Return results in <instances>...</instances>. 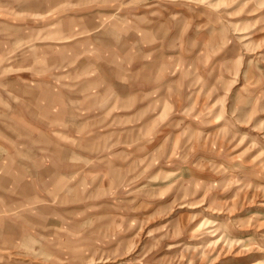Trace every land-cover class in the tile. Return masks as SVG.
<instances>
[{
    "label": "clouds",
    "instance_id": "clouds-1",
    "mask_svg": "<svg viewBox=\"0 0 264 264\" xmlns=\"http://www.w3.org/2000/svg\"><path fill=\"white\" fill-rule=\"evenodd\" d=\"M164 2L173 9L169 13L171 21L184 22L190 16L193 22L197 15L219 18L217 27L213 28L219 37L215 56L234 41L240 43L241 52L227 93L222 92L216 81L205 78L204 71L212 58L205 60L201 51L192 63H180L183 79L178 77L162 92L160 87L152 91L134 87L140 80L139 72L132 71L135 51L126 56L107 57L102 49L91 44L75 51L57 48L55 52L68 54L63 63L57 64L50 62L51 50L35 46L37 42H46L49 35H54L58 43H68L78 35L106 31L113 33L117 42L130 32H139L143 39L145 32L140 25L151 21L148 16L134 15L131 10L147 7V0H55L48 10L32 15L37 22L43 19L56 23H52L51 33L48 29L36 32L17 45L29 49L33 59L27 65H13V69L23 72L25 80L41 77L31 87L40 93L41 119L45 122L42 134L33 140V144L40 147L41 155L36 159L24 158L37 168L48 169L49 176L39 192L11 214L17 230L0 235V264H112L126 248L134 251L139 246L134 239L123 235L140 223L134 215L127 214L150 210L158 203L159 208L164 207L167 198L174 200L175 206L169 209L168 223L160 233H150L156 247L172 241L168 249H182L185 259L194 264L199 253L204 252L207 257L217 245L244 244L242 240L233 239L217 219L227 206L207 207L209 197L216 192L224 196L234 187L239 191L260 192H264V187L258 189L251 181L245 184L236 177L211 183L196 180L181 184V169L191 167L200 173L227 174L224 158L243 163L244 157L257 149L260 150L257 159L264 158V147L255 140L249 142V135L242 131L257 112L240 114L239 106L229 108L232 89L240 84L242 75L252 87L260 82L248 79L245 50H250L246 41L252 30L264 21L231 22L244 14L252 0H246L238 10H233L238 0ZM259 7L264 9V0H259ZM201 8L207 11L202 13ZM84 10L96 12L99 26L91 32H80L76 28L72 33H63L59 18ZM69 56L74 58L69 59ZM82 57L92 61L88 70L70 72ZM260 62H264V56L252 61L250 67L260 72ZM106 63L116 69L114 76L118 83L105 78L103 66ZM166 70L157 73L154 84H159ZM177 71L175 67L171 69L173 75ZM69 85L80 88L81 98L65 103L61 90ZM8 87L0 84V89L7 91ZM121 88L126 91L122 92ZM197 93L201 98L209 96V103L202 112L199 105L192 108ZM185 98L192 101L190 105L184 106ZM12 99L17 104L24 103L22 95ZM258 103L253 99L248 110ZM165 105L167 108L161 114ZM192 117L196 118L195 126ZM221 148L224 152L218 156ZM4 151L0 148V152ZM174 190H177L176 195H173ZM181 205L193 211L187 223H173L169 217ZM198 208L202 211H194ZM109 245L119 251L111 253L106 250ZM146 256L147 253L141 259Z\"/></svg>",
    "mask_w": 264,
    "mask_h": 264
},
{
    "label": "rangeland",
    "instance_id": "rangeland-1",
    "mask_svg": "<svg viewBox=\"0 0 264 264\" xmlns=\"http://www.w3.org/2000/svg\"><path fill=\"white\" fill-rule=\"evenodd\" d=\"M246 0H238L233 10H238ZM55 0H0V84H7L8 90L0 89V235H9L14 233L16 224L14 214L22 203L31 199L39 192L42 184L49 176L46 168H37L29 159H36L41 155L39 146L33 144V140L39 138L45 127V122L41 119L42 110L39 105L40 93L32 89L35 80L41 79L39 75L32 79L25 80V74L14 70L13 65H27L32 63V53L29 49L17 45L22 40L39 31L48 29L52 32L51 25L56 21H45L41 19L37 22L32 15L49 9L54 5ZM148 6L142 9H132L134 15H146L150 23L141 24V29L145 32L143 39L139 32H130L122 36L119 42L110 31L104 33H95L92 35H78L76 39L68 43H58L54 35H49L46 42H37V48L51 50L52 56L50 62L63 63L67 52H55V49H66L69 51L78 50L80 46H92L102 49L107 57L120 55L126 56L135 51L136 55L132 65V71L139 72L140 80L136 88H143L146 91H152L160 87L163 92L168 84L175 81L178 77L183 79V71H179L180 63L185 65L192 63L197 59V53L201 51L205 60L212 58V62L204 71L205 78L216 81L220 85L223 93H227L232 85L233 73L236 69V59L240 55L241 45L234 41L227 49L215 56L219 37L214 27L219 23V18L207 15H197L193 18L189 16L183 21L169 20V13L173 11L170 5L164 0H147ZM7 8V10H4ZM99 11V10H97ZM207 11L201 8V12ZM152 12H160L159 16H151ZM62 22L61 30L63 33H72L78 28L80 32H91L92 29L99 26V20L96 12L84 10L82 12H70L59 18ZM257 20L264 21V9L259 7V0H252L248 3L244 14L232 19V23H255ZM155 37V40L153 39ZM250 50L246 51L245 71L249 72L248 79L251 81L259 79L256 87L247 85L243 75L241 82L232 89L229 97V108H240V114L253 110L257 114L252 118L249 125L242 131L249 135V142L255 140L261 147H264V62H260L258 67L260 72L251 68L250 64L258 57L264 56V23L257 25L250 34ZM259 49L258 51L256 49ZM254 52V54H253ZM150 56V59L144 57ZM69 59L74 57L69 56ZM90 63L89 57H82L77 61L74 68L69 69L72 73H83L88 70ZM175 67L178 71L175 75L171 69ZM167 69V70H166ZM164 71L159 84H154L153 80L158 72ZM116 69L111 63L103 66L104 76L107 80L114 83ZM151 75V76H150ZM124 92L126 89L121 88ZM11 93V95H10ZM22 95L23 104H17L12 97ZM61 95L65 103L81 98L80 88H68L61 90ZM187 97V93H185ZM192 108L199 105L202 112L209 103V96L201 98L197 93ZM220 99V98H218ZM259 103L254 109L248 110V105L252 100ZM192 101H182L184 106H188ZM8 105L9 107H4ZM167 108L161 109V114ZM181 115H184L181 113ZM195 126V117H192ZM155 122H153L154 124ZM207 144V141H205ZM215 147V143L211 145ZM175 144L173 145V150ZM53 150V149H50ZM54 151V150H53ZM259 149L249 152L244 157V162L228 161L223 159L225 167L228 168L227 174H213L211 172L200 173L191 167H183L181 175L183 177L181 184L203 180L205 183L213 181H223L229 177H236L245 184L251 181L257 185V188L264 187V158L257 159ZM221 148L220 153L223 154ZM26 177H32L31 180ZM180 185L177 186V189ZM14 193V194H13ZM177 190L173 191V195ZM182 195V192L180 193ZM203 193H200L202 196ZM227 210L217 219L229 230L233 239L244 241L239 246H230L220 244L211 251L206 257L204 252L198 254L194 264H264V192L239 191L232 188L221 196L220 193H213L209 197L207 207H223ZM164 207L159 208V203L150 210H140L137 213H128L134 215L140 220V223L123 234L130 240L134 239L139 245L132 251L126 248L119 258H115L112 264H193L186 260L182 249H168L167 241L161 247L155 246V241L150 233L159 234L168 223V212L175 206V201L167 198ZM112 213V210H108ZM190 210L181 208L177 210L169 219L173 223H187ZM194 211L200 212L201 209ZM207 214V213H205ZM185 240L187 238L185 237ZM196 243V242H193ZM106 250L116 253L119 250L111 245ZM147 253L145 259H141Z\"/></svg>",
    "mask_w": 264,
    "mask_h": 264
},
{
    "label": "bare ground",
    "instance_id": "bare-ground-1",
    "mask_svg": "<svg viewBox=\"0 0 264 264\" xmlns=\"http://www.w3.org/2000/svg\"><path fill=\"white\" fill-rule=\"evenodd\" d=\"M151 76V75H150Z\"/></svg>",
    "mask_w": 264,
    "mask_h": 264
}]
</instances>
